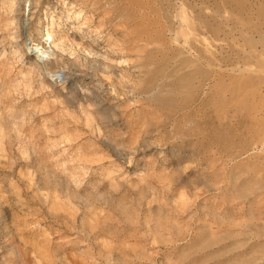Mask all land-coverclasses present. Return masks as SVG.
I'll list each match as a JSON object with an SVG mask.
<instances>
[{
    "label": "rangeland",
    "instance_id": "374dc122",
    "mask_svg": "<svg viewBox=\"0 0 264 264\" xmlns=\"http://www.w3.org/2000/svg\"><path fill=\"white\" fill-rule=\"evenodd\" d=\"M0 264H264V0H0Z\"/></svg>",
    "mask_w": 264,
    "mask_h": 264
},
{
    "label": "bare ground",
    "instance_id": "6f19581e",
    "mask_svg": "<svg viewBox=\"0 0 264 264\" xmlns=\"http://www.w3.org/2000/svg\"><path fill=\"white\" fill-rule=\"evenodd\" d=\"M46 36H47L48 39H49V38L51 39V37H52L49 33H46ZM16 38H17V37H16Z\"/></svg>",
    "mask_w": 264,
    "mask_h": 264
}]
</instances>
